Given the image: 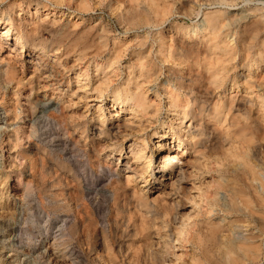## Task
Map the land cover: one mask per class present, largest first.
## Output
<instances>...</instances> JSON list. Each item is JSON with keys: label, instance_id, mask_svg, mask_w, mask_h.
<instances>
[{"label": "clouds", "instance_id": "clouds-1", "mask_svg": "<svg viewBox=\"0 0 264 264\" xmlns=\"http://www.w3.org/2000/svg\"><path fill=\"white\" fill-rule=\"evenodd\" d=\"M0 264H264V0H0Z\"/></svg>", "mask_w": 264, "mask_h": 264}]
</instances>
